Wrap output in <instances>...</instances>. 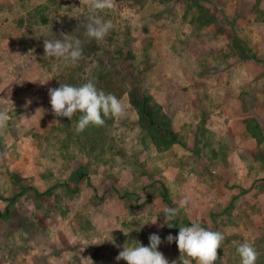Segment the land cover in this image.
<instances>
[{"label": "rangeland", "instance_id": "1", "mask_svg": "<svg viewBox=\"0 0 264 264\" xmlns=\"http://www.w3.org/2000/svg\"><path fill=\"white\" fill-rule=\"evenodd\" d=\"M97 16L113 24L99 42L85 35ZM62 34L88 50L81 80L119 69V52H131L141 92L162 106L179 142L159 150L141 131L127 96L133 76L111 77L124 118L77 133L79 113L55 117L48 90L75 65L44 57V40ZM0 110L9 116L0 195L19 192L14 177L44 193L29 190L0 221V264H126L116 260L125 243L149 246L152 234L171 264L180 253L167 236L193 221L225 236L214 264H241L243 242L264 264V0H114L104 12L85 0H0ZM165 207L178 208L171 228Z\"/></svg>", "mask_w": 264, "mask_h": 264}, {"label": "clouds", "instance_id": "2", "mask_svg": "<svg viewBox=\"0 0 264 264\" xmlns=\"http://www.w3.org/2000/svg\"><path fill=\"white\" fill-rule=\"evenodd\" d=\"M85 3L94 12H104L114 7V0H85ZM112 28L111 21H105L98 16L90 17L85 35L99 42L104 40ZM62 36V40H44V57H55L75 65L83 57L81 41L72 39L68 34ZM48 94L55 117H67L71 120L74 115L80 114L75 128L77 133L83 132L89 126H104L105 118L126 116V107L121 100L111 93L98 89L92 79L79 86L60 83L58 88H50ZM8 120L7 112L0 110V131L6 129ZM187 203L188 200L185 198L180 202V207L186 206ZM163 212L165 223L168 227H173L167 222L175 220L178 208L165 207ZM123 233L125 236L129 235ZM166 239L168 243L175 241L180 253L179 262L174 260L171 264H193V261L195 264H214L218 259L217 250L222 248L225 236L219 231L206 229L198 221H193L191 226L179 227L177 236L168 235ZM149 242V246H143L138 241L132 244L125 243L116 260L126 261V264H169L163 253L158 251L161 238L157 234H152L149 236ZM236 251L241 264H256L259 253L249 242L239 244Z\"/></svg>", "mask_w": 264, "mask_h": 264}, {"label": "trees", "instance_id": "3", "mask_svg": "<svg viewBox=\"0 0 264 264\" xmlns=\"http://www.w3.org/2000/svg\"><path fill=\"white\" fill-rule=\"evenodd\" d=\"M46 22V19H44ZM85 45V44H84ZM84 46H82L83 48ZM90 52L95 51L94 42L87 44ZM236 47L240 50L241 55L244 57H250L252 59H256V55L251 53L249 48H244L240 44H236ZM88 51L83 48V52ZM121 57L124 59V63L120 64L119 69L116 66L111 69V64L108 66L104 65V69L101 74L96 76V78L92 79L95 81L98 89H102L107 93H113V89H111L112 81L111 77L122 76L123 80L131 79V86L127 92L128 101L131 107L134 109L138 116V124L141 131L148 137L154 146L159 150H167L171 148L173 145L179 142V135L174 130L172 121L170 117L163 111L162 106L157 103L151 95H147L141 92V88L138 86L137 76H134V68L133 64L130 61V58H134L133 54L127 51L126 56L123 52H119ZM77 69H81L79 64H75V66L71 67L69 70L64 71L61 83H67L73 86H79L86 83L88 80H81L80 72ZM121 78V77H120ZM60 86V84H59ZM258 128V127H256ZM264 159V156H261ZM14 182L19 188V192L10 198H6L0 195V200L7 202V207L4 212H0V221H6L11 217L10 208L14 206V204L21 198L26 192L29 190H33L36 197L42 198L44 193L38 192L35 188L25 187L20 184L19 179L14 177ZM162 199L169 205H171L170 200L168 198V191L163 187L161 193Z\"/></svg>", "mask_w": 264, "mask_h": 264}]
</instances>
